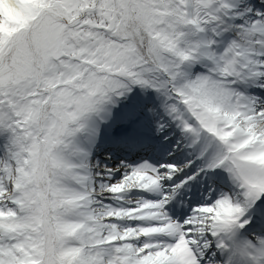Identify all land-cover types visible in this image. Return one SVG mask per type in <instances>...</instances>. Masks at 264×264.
Here are the masks:
<instances>
[{
  "label": "snow or ice",
  "instance_id": "1",
  "mask_svg": "<svg viewBox=\"0 0 264 264\" xmlns=\"http://www.w3.org/2000/svg\"><path fill=\"white\" fill-rule=\"evenodd\" d=\"M0 264H264V0H0Z\"/></svg>",
  "mask_w": 264,
  "mask_h": 264
}]
</instances>
